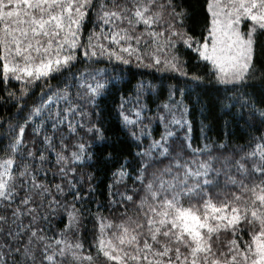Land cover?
Instances as JSON below:
<instances>
[{"label": "snow or ice", "instance_id": "1", "mask_svg": "<svg viewBox=\"0 0 264 264\" xmlns=\"http://www.w3.org/2000/svg\"><path fill=\"white\" fill-rule=\"evenodd\" d=\"M197 3L0 0V264H264V0Z\"/></svg>", "mask_w": 264, "mask_h": 264}, {"label": "trees", "instance_id": "2", "mask_svg": "<svg viewBox=\"0 0 264 264\" xmlns=\"http://www.w3.org/2000/svg\"><path fill=\"white\" fill-rule=\"evenodd\" d=\"M191 3L193 5L192 11H193V16H192V25L198 30L199 27V22L202 19V9L200 8L199 4L197 3V0H191ZM139 71H148V70H139ZM146 80H151V76L147 75L144 77ZM223 119H227V117H224ZM223 119L218 115L214 119H212V131L209 133L213 138L217 136V134L222 130L223 128ZM197 120H199V117L197 116ZM195 136H198L199 133V124L197 123L195 131L193 133ZM240 143H243V141H239Z\"/></svg>", "mask_w": 264, "mask_h": 264}]
</instances>
